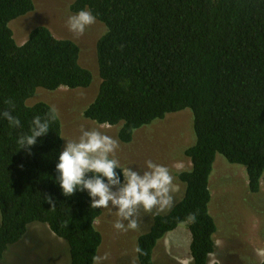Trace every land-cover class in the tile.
<instances>
[{
	"label": "trees",
	"instance_id": "1",
	"mask_svg": "<svg viewBox=\"0 0 264 264\" xmlns=\"http://www.w3.org/2000/svg\"><path fill=\"white\" fill-rule=\"evenodd\" d=\"M35 9L34 0H0V112L15 104L21 127L0 120V262L40 222L70 249V264H93L103 241L86 193L65 197L55 177L62 151L60 116L28 156L16 138L34 116L53 106L29 104L39 88H87L93 74L80 63V46L39 25L23 44L10 23ZM91 11L106 31L97 43L100 87L84 116L120 126L130 142L137 129L184 109L193 113L191 167L177 172L185 194L166 214H155L138 238L139 264H155L159 239L189 223L194 264H210L217 222L210 212V175L217 154L245 166L248 189L264 179V0H75L71 11ZM119 172V169H117ZM53 196L55 208L48 203ZM195 213L196 222L188 220ZM264 264V261L261 263Z\"/></svg>",
	"mask_w": 264,
	"mask_h": 264
},
{
	"label": "rangeland",
	"instance_id": "2",
	"mask_svg": "<svg viewBox=\"0 0 264 264\" xmlns=\"http://www.w3.org/2000/svg\"><path fill=\"white\" fill-rule=\"evenodd\" d=\"M73 1L34 0L35 9L14 19L10 27L19 44H23L31 30L39 25L49 27L58 38L76 41L81 49V65L93 74L92 84L87 88L61 87L55 91L39 88L28 103L44 101L51 104L60 116L62 136L66 139H78L81 127L97 129L116 139L119 147L114 155L121 167L143 170L147 160L167 166L177 185L174 206L183 198L186 188L185 183L178 179L177 172L191 167L185 150L196 140L192 110L167 114L164 119L137 129L128 143L119 139L120 126L100 125L85 117L84 111L94 100L101 83L97 43L106 27L96 19V23L89 26L82 36H74L66 24L68 15L76 13L71 11ZM65 142L63 139V147ZM210 188V212L217 222L218 232L209 263L261 264L264 261V181L259 193L250 192L245 166L231 163L222 154H217L210 175ZM101 209L96 225L103 241L97 255H107L103 264H139L138 238L150 229L155 213H145L140 209L137 229L118 231L113 226L117 220L115 211L109 213L108 209ZM28 231L21 242L9 248L0 264H70L68 243L48 225L34 222ZM191 241L189 223L182 222L158 240L153 252L155 264H194Z\"/></svg>",
	"mask_w": 264,
	"mask_h": 264
},
{
	"label": "clouds",
	"instance_id": "3",
	"mask_svg": "<svg viewBox=\"0 0 264 264\" xmlns=\"http://www.w3.org/2000/svg\"><path fill=\"white\" fill-rule=\"evenodd\" d=\"M95 23L96 16L86 9L68 15L66 20L68 30L76 37L82 36ZM5 103L9 108L0 112V120H6L10 128L21 127V120L13 114L14 102L9 99ZM57 118L58 112L54 107L45 117L34 116L28 131L16 138L18 150L23 149L28 156L33 155L32 149L38 138L48 134L51 122ZM59 136L66 142L55 164L58 175L54 179L63 196L83 192L87 194L90 208L108 209L109 213L114 210L117 220L113 226L118 231L136 230L140 209L155 214L172 209L177 185L167 166L147 160L143 170L121 167L114 155L119 147L118 141L97 129L81 127L75 140ZM47 200L55 208L53 196H47ZM196 219L195 213L189 214L190 222L195 223ZM106 258V254L94 255L93 264H103Z\"/></svg>",
	"mask_w": 264,
	"mask_h": 264
},
{
	"label": "crops",
	"instance_id": "4",
	"mask_svg": "<svg viewBox=\"0 0 264 264\" xmlns=\"http://www.w3.org/2000/svg\"><path fill=\"white\" fill-rule=\"evenodd\" d=\"M263 181H264V179H263Z\"/></svg>",
	"mask_w": 264,
	"mask_h": 264
}]
</instances>
